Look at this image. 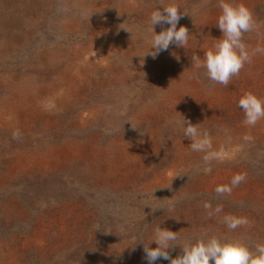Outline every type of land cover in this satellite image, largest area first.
I'll return each instance as SVG.
<instances>
[{
    "label": "rangeland",
    "instance_id": "1",
    "mask_svg": "<svg viewBox=\"0 0 264 264\" xmlns=\"http://www.w3.org/2000/svg\"><path fill=\"white\" fill-rule=\"evenodd\" d=\"M238 2L258 25L243 37L253 53L264 0ZM160 3L0 0V264H147L139 242L157 225L177 232L172 258L187 240L264 242V119L248 126L238 107L244 92L264 99V53L227 87L209 81L191 57L221 36L217 0H175L189 43L154 59L138 26ZM181 115L217 159L191 151ZM226 215L248 223L230 230Z\"/></svg>",
    "mask_w": 264,
    "mask_h": 264
},
{
    "label": "clouds",
    "instance_id": "2",
    "mask_svg": "<svg viewBox=\"0 0 264 264\" xmlns=\"http://www.w3.org/2000/svg\"><path fill=\"white\" fill-rule=\"evenodd\" d=\"M217 4L220 12L215 26L221 36L213 38L215 43L203 52L202 57L194 54L191 57V65L197 70L203 69L209 81L227 87L230 80L239 75L244 65L251 62L252 55L264 53V48L257 47L253 53H250L248 46L244 43V34L258 28L252 12L244 3L238 0H217ZM184 16H188L187 12L181 11L175 0H170L168 3H163L161 0L159 6L149 13L147 26H138V31L151 34L150 47L146 55L155 59L161 52L168 51L171 45L183 49L188 45L189 29L183 25L178 27L179 21ZM157 25H167V27L157 34L155 31ZM175 58L179 60L178 56ZM238 107L244 113L243 123L248 126H254L264 119V99L251 92L243 93L238 100ZM199 125L200 123L193 124L184 116L174 122V126L182 130L185 139L190 141L188 146L191 151L203 153L202 159L207 163L217 159L219 153L213 150L209 132L201 129ZM18 135L19 133L14 134V136ZM210 171L209 167L204 168L205 174ZM245 178L244 174H236L231 180V186H217L215 191L217 194H230L232 188L238 186ZM204 207L210 209L211 205L205 203ZM221 211L220 206L214 209L216 213ZM223 222L228 229L235 230L247 224L248 220L226 215ZM177 240V232L157 225L147 244L138 242L143 245L147 264H155L160 259L169 261L170 264H210V262L211 264H264V242H258L254 250H250L240 241L221 240L215 236L197 239L194 242L187 240L182 246L179 245L182 254L172 258L169 249L177 245L174 243ZM153 243L156 245L154 248L150 247Z\"/></svg>",
    "mask_w": 264,
    "mask_h": 264
}]
</instances>
